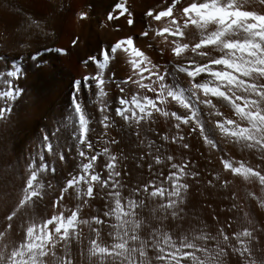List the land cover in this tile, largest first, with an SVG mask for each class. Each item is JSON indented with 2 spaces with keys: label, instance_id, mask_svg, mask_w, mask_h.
<instances>
[{
  "label": "clouds",
  "instance_id": "obj_1",
  "mask_svg": "<svg viewBox=\"0 0 264 264\" xmlns=\"http://www.w3.org/2000/svg\"><path fill=\"white\" fill-rule=\"evenodd\" d=\"M47 3L42 17L29 16L31 30L0 38L5 126L23 92L12 83L22 78L19 61L38 40L55 38L54 20L70 6V0ZM90 10L85 5L65 16L66 47H44L30 59L84 47ZM134 12L143 20L138 33L115 35L121 30L110 22L124 17L131 27ZM95 32L97 46L77 59L82 71L69 83L53 139L37 129L39 163L0 155V188L13 193L0 228V264H264V0H116ZM141 125L137 146L145 149L141 159H150L144 167L152 178L129 187L108 129L138 134ZM193 138L215 170H195L185 142ZM57 162L64 172L59 181ZM98 189L99 207L90 203ZM45 192L50 214H23L13 234V217L34 209ZM66 195L70 208L62 203ZM216 198L227 201L219 205L232 213L227 223L214 211L205 215ZM85 209L91 214L82 215ZM186 219L174 236L172 226Z\"/></svg>",
  "mask_w": 264,
  "mask_h": 264
},
{
  "label": "bare ground",
  "instance_id": "obj_2",
  "mask_svg": "<svg viewBox=\"0 0 264 264\" xmlns=\"http://www.w3.org/2000/svg\"><path fill=\"white\" fill-rule=\"evenodd\" d=\"M55 3L64 5L69 3V0H55ZM115 3L116 0H70V6L65 8L64 12L54 20L55 38L38 40L33 48L29 50L28 54L23 55V58L19 61L22 78L12 82L13 86L22 88L23 92L12 105V112L7 125L5 126L3 122H0V155L6 157L9 161L14 160L18 156L25 163L27 162L25 157H34L36 158V163H39L38 154L43 151V142L39 140L37 129L43 128V131L49 134V139H53L51 133L54 119L66 106L69 83L74 76L80 74L82 71L77 64V59L85 51L90 52L92 48L97 46L95 24L99 19L104 17ZM85 5H91V10L89 12V20L85 22L88 30L83 34L86 39L84 47L70 48L68 56H59L52 50L45 55L38 56L35 60L30 59L31 53L39 51L41 48H51L52 45L66 47L70 37L68 26L64 24L65 16L67 15L70 19L72 9L77 7L83 8ZM48 7L50 5H48L47 0H0V38L7 36L11 39L13 29L17 33L24 32L26 29L31 30L29 16L32 18L42 17L45 14V9ZM110 26H118L120 28L121 31L114 33L115 35H135L142 28L143 20L139 12H134V23L131 27L127 26L124 17L112 20ZM137 43L143 46L145 41L138 39ZM0 55H3L2 50H0ZM15 55L12 54L9 58H15ZM45 61L47 63H44ZM6 67V64L0 63V71H4ZM7 79V76H0V89L6 87L4 81ZM81 90L83 91V84H81ZM4 105L5 102L0 100V106ZM155 127L158 130H163L160 125H156ZM99 131L100 129L97 126L96 134ZM108 132L110 133L109 138L117 141L112 146L113 151L122 153L124 157V159L119 161L122 182L131 187L134 184L143 183L146 179H151L152 175L145 171L144 167L147 163H150V159L148 156H144L141 159V155L145 149L137 146L145 135L143 125H141L138 134H134V129L125 127L109 128ZM185 134L187 135V129H185ZM55 135L57 138L60 137V133H56ZM147 135L151 136L152 134L147 133ZM152 138L155 139L154 136ZM185 142L190 145L188 155L197 162L195 170L199 171L200 168L215 170V161L209 163L206 156L199 154L198 149L200 145L197 139L193 138ZM38 143L39 147H37ZM168 147L172 148V146ZM53 152H55V145L53 146ZM43 155L46 161L50 160L48 153H43ZM65 155L67 158V153ZM137 164L140 166L137 167ZM56 167L55 180L59 181L64 172L58 162L56 163ZM154 171L155 169H153ZM201 176H203V172ZM56 193H58V190L54 192V194ZM12 195L13 193L10 189L0 188V228L3 227L5 222L3 220V216L6 214L5 201ZM103 196L104 192L98 189L95 200L90 203L96 204L98 207L102 206L104 204ZM34 203V209L30 210L25 207L13 217L11 221L13 234L16 232L17 224L24 220L25 216L23 214H26L28 217H31L33 213L40 217L50 214L51 197L48 192H45L42 200L38 202L34 201ZM62 203L67 204L70 208L73 202L66 195ZM208 203H211L213 208L210 210L205 207V215L210 219V215L214 211L222 223H227L228 217L232 213L227 210L223 212L219 210V205L226 204L227 201L216 198L210 199ZM83 214L91 213L88 209H85V213ZM187 222V219L183 223L178 221L179 227L173 225L172 227L175 228L173 235L178 237L184 231ZM226 231H230V229H226ZM20 235L22 236V232ZM104 239L107 241L108 237L105 236ZM261 246L264 247V238H262ZM75 250V245H73V254H75Z\"/></svg>",
  "mask_w": 264,
  "mask_h": 264
}]
</instances>
